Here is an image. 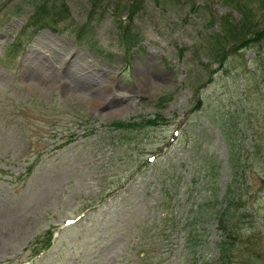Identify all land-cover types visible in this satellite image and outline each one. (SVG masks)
<instances>
[{
    "label": "rangeland",
    "instance_id": "1",
    "mask_svg": "<svg viewBox=\"0 0 264 264\" xmlns=\"http://www.w3.org/2000/svg\"><path fill=\"white\" fill-rule=\"evenodd\" d=\"M33 1L0 0V264H195L188 249L167 248L178 231L183 234L175 211L184 194L189 205H199L196 213L207 206L210 217L189 227L209 229L207 258L219 264L218 206L210 203L218 185L223 181L225 188L230 180L223 126L236 116L240 129L251 119L264 133L256 124L264 119V90H256V79L247 72L256 68L251 49L228 58V71L211 80L199 67V52L217 25L208 22L210 14L237 19L239 12L224 0L160 5L144 0L134 19L142 43L125 52L111 0H69L71 15L56 30H37L9 53ZM89 72L105 86L103 98L84 82ZM157 114L163 121L141 131L111 125ZM243 130L247 141L261 140L258 129ZM205 153L214 158L220 177L214 188L202 181L186 195L190 160L195 154L194 166L204 170ZM149 156L156 158L148 162ZM170 157L180 162L172 172L177 186L160 197L154 179ZM176 165L169 161L167 170ZM245 171L254 185L246 192L251 211L240 233L260 231L264 244L260 155ZM238 257L246 259L244 253Z\"/></svg>",
    "mask_w": 264,
    "mask_h": 264
},
{
    "label": "trees",
    "instance_id": "2",
    "mask_svg": "<svg viewBox=\"0 0 264 264\" xmlns=\"http://www.w3.org/2000/svg\"><path fill=\"white\" fill-rule=\"evenodd\" d=\"M133 3L123 0H113V13L115 15V22L119 29L120 41L122 45L127 47L128 45H134L137 41V34L132 29L133 23V12L130 10L137 2L142 0H132ZM242 11L244 18L234 24L230 15H225L221 20V31L220 33L213 34L207 39V47L209 48V59L220 64V67L224 64L231 50L236 47L250 46L252 41L261 39L263 30L259 24L258 14L252 11L250 7L246 5L239 6ZM124 12L120 15V13ZM69 8L66 0H38L34 4L33 12L28 20V25L34 29L43 27H49L56 29L58 23L68 17ZM127 14L124 20L117 19ZM230 33V35L228 34ZM251 39V40H250ZM249 43L246 44V42ZM161 116H158L160 119ZM129 121L115 120L112 124L116 128H124L126 130L133 128H141L145 125H157V119L148 120V122L136 123ZM242 156L239 151L235 152L232 156V166L234 170L232 175L236 176L241 174L239 166L241 164ZM240 184L237 180H232L231 187L226 193L225 197L227 202H234L237 198L240 199V193L237 187H233ZM228 204V203H227ZM228 207V206H226ZM226 211V210H225ZM227 212V211H226ZM229 220L228 217L224 220ZM223 223V218L220 219V224ZM220 251L222 255V264H231L229 258L231 257V251L229 248L228 236L222 238L220 244ZM205 264V263H203Z\"/></svg>",
    "mask_w": 264,
    "mask_h": 264
},
{
    "label": "bare ground",
    "instance_id": "3",
    "mask_svg": "<svg viewBox=\"0 0 264 264\" xmlns=\"http://www.w3.org/2000/svg\"><path fill=\"white\" fill-rule=\"evenodd\" d=\"M37 61V60H36ZM38 62V61H37ZM36 68L37 65H36ZM84 82H89L93 88L96 87V90L94 91L96 94H98V98H103V94L104 92H106V88H104L105 86L102 85L100 82H98L97 80L95 81L93 78V75L89 72L86 76H84ZM44 81V80H43ZM99 85V86H98ZM4 236V233L2 231H0V239Z\"/></svg>",
    "mask_w": 264,
    "mask_h": 264
}]
</instances>
